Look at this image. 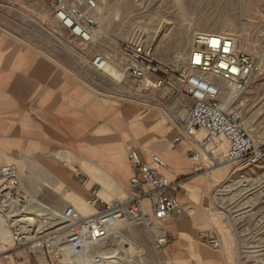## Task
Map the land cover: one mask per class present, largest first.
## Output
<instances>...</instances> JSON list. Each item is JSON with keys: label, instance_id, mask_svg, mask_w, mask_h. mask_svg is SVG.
<instances>
[{"label": "crops", "instance_id": "0c3cea01", "mask_svg": "<svg viewBox=\"0 0 264 264\" xmlns=\"http://www.w3.org/2000/svg\"><path fill=\"white\" fill-rule=\"evenodd\" d=\"M160 90L148 97L107 94L0 27V168L16 166L25 196L37 204L62 211L96 196L102 208L131 193L132 149L147 162L158 155L168 165L164 176L180 182L171 196L183 213L154 221L153 233L165 238L163 264H192L205 245L209 231L202 229L221 171L208 165L214 157L208 146L198 162L191 143L173 147L178 131L164 105L175 97L170 89L162 98ZM197 164L205 172L196 173ZM76 171L87 177L85 184ZM199 259L216 264L205 254ZM23 264H32L28 256Z\"/></svg>", "mask_w": 264, "mask_h": 264}, {"label": "rangeland", "instance_id": "374dc122", "mask_svg": "<svg viewBox=\"0 0 264 264\" xmlns=\"http://www.w3.org/2000/svg\"><path fill=\"white\" fill-rule=\"evenodd\" d=\"M95 1L99 8L97 14L100 29L89 44L73 39L59 25L55 0H0V27L54 59L98 90L110 95H118L121 90L122 95L129 98L134 94L147 97L155 95L160 89L121 80L115 70L114 78L107 73L96 72L92 61L97 55H105L111 65L122 72L126 63L125 47L141 33L154 47V58L162 67L161 76L171 81L175 87L171 91H175L173 95L178 101L185 100L183 92L186 85L182 75L187 72L195 36L203 33L231 37L237 40L240 51L263 63V69L254 84L238 97L232 109L242 113L248 131L264 147V0H246L247 9L237 6L233 10L218 12L211 9L195 12V0ZM203 1L205 6L216 2L224 6L229 0ZM66 3H80L83 6L85 0H66ZM125 4L130 5L129 9L124 8ZM182 8H185V12ZM162 45L164 50L159 52L158 48ZM220 85L224 91L222 100L225 104L231 88L222 81ZM160 91L162 98L168 97V89ZM207 151L218 160L215 166L219 165L222 170L218 178H214L216 187L208 211V223L202 232L215 231L222 246L214 250L203 240L205 245L200 246L199 252L192 256V264L207 261L199 259L201 254L207 255L212 259L209 262L216 264H264V158L253 168L239 166L240 170L233 173L236 165L226 162L224 158L226 143H211ZM207 163L212 167L211 170L218 168L209 160ZM73 205L83 216L92 214V208L87 202ZM0 218H3L1 220L6 227L5 232L0 231L1 241L8 237L9 231L7 218ZM157 225L159 223H155L154 227L153 224L146 225L140 220L128 218L119 223L116 231L113 230L102 243L105 247L101 244L90 256L97 257L95 263L125 264L119 259L104 261L99 256L126 259L128 250L136 264H163L164 252L157 247L153 233L158 229ZM106 248L111 250L102 253ZM2 250L9 251L1 253ZM10 255L17 264H23L25 256H28L22 249L12 250V244L7 242L4 248H0V261L4 264L13 263L14 260L8 258ZM36 259L39 264H46L42 256L37 255ZM29 260L32 264H38L34 259Z\"/></svg>", "mask_w": 264, "mask_h": 264}, {"label": "built area", "instance_id": "2783aa9c", "mask_svg": "<svg viewBox=\"0 0 264 264\" xmlns=\"http://www.w3.org/2000/svg\"><path fill=\"white\" fill-rule=\"evenodd\" d=\"M55 3L59 25L73 39L92 43L100 29L96 1L85 0L83 6L80 3L69 5L66 0H55ZM125 55L121 80L154 89L175 88L169 79L161 76L162 67L154 58V47L143 34L126 45ZM109 64L112 63L105 55H97L92 61L96 72H104ZM262 69V61L240 51L237 40L219 34L196 35L187 72L182 75L186 85L185 100L174 98L164 105L178 131L173 147L184 141L191 143V157L198 162L201 151L209 144L221 141L227 145L225 161L237 167L233 173L240 170L239 166H257L264 158V147L248 131L242 113L232 109V104L227 107L223 104L224 91L220 81L231 88L233 101L254 84ZM129 160L134 175L127 199L99 208L95 196L87 201L95 210L89 216H83L74 207L57 211L32 202L25 196L18 168L13 165L1 167L0 214L8 219L12 250L22 249L31 259L42 256L46 264H89L88 260L93 258L91 252L126 219L151 225L154 221L162 222L182 214L171 196V191L180 186V182L173 183L164 176L167 163L158 155H151L149 162L144 161L134 149L129 153ZM211 162L213 166L218 164L214 157ZM195 172L202 173L205 169L197 164ZM74 177L83 184L87 182V177L80 171H76ZM202 238L212 249H221L222 242L215 231L207 232ZM156 243L161 248L165 238L157 239Z\"/></svg>", "mask_w": 264, "mask_h": 264}, {"label": "bare ground", "instance_id": "6f19581e", "mask_svg": "<svg viewBox=\"0 0 264 264\" xmlns=\"http://www.w3.org/2000/svg\"><path fill=\"white\" fill-rule=\"evenodd\" d=\"M208 0H206V2H207ZM263 1V0H262ZM214 2H216L215 0H214ZM221 2V1H220ZM259 2V1H258ZM259 4V3H258ZM208 5V4H207ZM222 5V4H221ZM220 5V3L219 2H216V3H213V4H210V5H208V6H205V4H204V1L203 0H195L194 1V5H193V9L195 10V12H199V11H201V10H208V9H211L212 11L213 10H217V12L218 11H223V10H233L235 7H237V6H239L240 8H242V9H247V7H248V4H247V2H246V0H229V1H226V3H225V5L224 6H221ZM204 6H205V8H204ZM129 7H130V5L129 4H125V6H124V8H126V9H129ZM204 8V9H203ZM182 10H183V8H182ZM183 12H185V8H184V10H183ZM202 12V11H201ZM224 36V35H223ZM159 52H162L163 50H164V48H163V45L162 46H160L159 48ZM113 70H115L116 71V73H119V75L122 77V74L120 73V71L118 72L111 64H109V66L108 67H106V69H105V71L103 72V73H107L108 75H110L111 77H113V75H115L114 74V72H113ZM114 78V77H113ZM229 96H228V98H226V102H225V106L227 107V106H230V104H232V105H235L236 103H237V100H238V96L239 95H237V98H236V100H231V97H232V93L231 94H228ZM208 159H209V157H207ZM219 166V165H218ZM218 166H215V167H218ZM216 170H218V171H221L222 170V168H216L215 169V171ZM93 209V208H92ZM89 215H92V214H90V213H87V215L86 216H89ZM3 216V215H2ZM1 215H0V217H2ZM4 217V216H3ZM1 219H3V218H0V231H3V232H5V223H4V221L3 220H1ZM7 221H8V219H7ZM9 225V223H7V226ZM9 227V226H8ZM8 231H9V229H8ZM114 231H116V229H114ZM7 242H9V234H8V237L7 238H5L4 240H1L0 241V248H4L5 247V244L7 243ZM115 242H116V240H115ZM104 243V242H103ZM103 245V244H102ZM104 246V245H103ZM105 247V246H104ZM113 248V247H112ZM103 249V248H102ZM111 250V248H106V249H104L103 250V252L102 253H106V252H108V251H110ZM3 251V253H5V252H7V251H9V250H2ZM126 251V250H125ZM124 252V251H123ZM123 252H121V254L123 253ZM124 254H126V252L124 253ZM117 256V255H116ZM36 257H37V255L36 256H34L33 257V259L35 260V261H37L38 262V264H39V261L36 259ZM100 257V259H103L104 261H111V260H115V259H119V260H121L122 262H125V264H136V262H135V260L134 259H132L130 256H129V252H128V250H127V256H126V259H123V258H117V257H111V258H105V257H101V256H99ZM98 257V258H99ZM124 257V256H123ZM96 259H97V257H93V258H90V260H88V262H89V264H93V263H95V261H96ZM130 259V260H129ZM118 260V261H119ZM140 264H141V262H140Z\"/></svg>", "mask_w": 264, "mask_h": 264}]
</instances>
